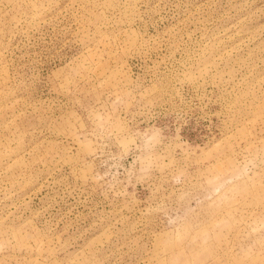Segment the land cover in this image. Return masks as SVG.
I'll return each mask as SVG.
<instances>
[{"label":"rangeland","instance_id":"374dc122","mask_svg":"<svg viewBox=\"0 0 264 264\" xmlns=\"http://www.w3.org/2000/svg\"><path fill=\"white\" fill-rule=\"evenodd\" d=\"M0 264H264V0H0Z\"/></svg>","mask_w":264,"mask_h":264}]
</instances>
